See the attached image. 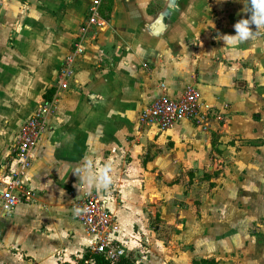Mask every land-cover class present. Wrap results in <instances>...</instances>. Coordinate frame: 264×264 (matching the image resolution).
<instances>
[{
	"label": "crops",
	"instance_id": "obj_1",
	"mask_svg": "<svg viewBox=\"0 0 264 264\" xmlns=\"http://www.w3.org/2000/svg\"><path fill=\"white\" fill-rule=\"evenodd\" d=\"M34 1L0 5V180L4 172L19 168L12 147L36 105L55 97L57 108L21 176L28 200L6 212L0 209V264H76L89 256L93 238L74 216L85 193L73 171L86 157L95 170L105 162L112 165L108 188L86 193L105 201L120 227L117 237L134 257L138 240L150 235L149 208L140 193L149 165H205L214 134L220 140L264 139V101L255 88L264 78L252 59L256 50L248 44L251 66L246 68L237 47H226L215 34L195 33L193 26H205L204 19L191 23L166 13L146 18L142 3H110L105 19L100 11L110 0H102L103 24L89 28L85 53L75 60L67 88L60 89L57 73L86 22L91 0L82 3V19L72 3H65L67 13L58 25L36 18L32 9L41 6L26 4ZM118 8L136 12L117 16ZM189 86L198 90L204 105L225 114L221 122L209 119L204 128L180 120L162 131L139 123L140 112L157 97H179ZM148 257L135 264H151Z\"/></svg>",
	"mask_w": 264,
	"mask_h": 264
},
{
	"label": "rangeland",
	"instance_id": "obj_2",
	"mask_svg": "<svg viewBox=\"0 0 264 264\" xmlns=\"http://www.w3.org/2000/svg\"><path fill=\"white\" fill-rule=\"evenodd\" d=\"M89 1L35 0L26 4L41 6L32 9V14L44 19L42 23L52 20L58 25L67 13L65 3H72L82 19L86 10L82 3ZM110 3H117L118 7L120 3H142L146 18H161L166 13L167 18L184 16L191 23L204 19L205 26H193L195 33L205 32L221 38L235 34L233 25L250 16L245 6L247 0H110L103 14L100 11L105 19ZM176 3L185 5L181 4L180 9L174 7ZM117 11V16L136 12L135 9L120 11V8ZM80 27H84V19ZM250 28L256 34L239 45L243 49L241 54L237 45V53L243 56L242 63L248 68L251 58L246 51L250 49L248 44L254 45L256 52L252 59L259 62L263 79L264 27L256 30L252 24ZM85 41L83 46L88 42ZM255 88L259 89V100L263 102L264 83ZM87 105L85 110L91 111V106ZM18 109L14 106L13 112ZM212 141V151L205 165H149L142 175L140 193L147 202L145 207L149 208L146 227L150 235L138 240L133 250L135 260L149 256L151 264H192L194 260L206 261L198 264H264V139L247 141L225 136L220 140L214 134ZM174 167L180 168L179 172ZM131 185L129 188L133 189Z\"/></svg>",
	"mask_w": 264,
	"mask_h": 264
},
{
	"label": "built area",
	"instance_id": "obj_3",
	"mask_svg": "<svg viewBox=\"0 0 264 264\" xmlns=\"http://www.w3.org/2000/svg\"><path fill=\"white\" fill-rule=\"evenodd\" d=\"M0 0V5L5 3ZM102 0H91L88 7V16L84 27L80 29L77 41L72 51L64 58L61 68L57 73L58 87L67 88L68 80L73 76L75 60L83 53L84 40L89 28L101 26L99 7ZM57 101L55 97L43 100L37 106L32 115L21 125L12 147L11 158L17 159L19 168L17 171L4 172L0 180V209L2 212L10 210L19 202L27 201L24 193L21 176L30 163L31 153L36 147L40 136L48 128V118L56 111ZM225 114L219 109L204 105L200 94L194 87H187L179 97L161 95L153 100L139 114V123L144 126H153L158 130H166L177 121L188 120L193 124L205 127L207 120H221ZM105 201L93 193H85L82 197L79 209L74 216L80 222L85 233L93 238L89 245V258L85 263L93 264L92 255H101L111 263L120 257L126 256L125 242L121 241L117 234L120 227L116 220L106 209Z\"/></svg>",
	"mask_w": 264,
	"mask_h": 264
},
{
	"label": "clouds",
	"instance_id": "obj_4",
	"mask_svg": "<svg viewBox=\"0 0 264 264\" xmlns=\"http://www.w3.org/2000/svg\"><path fill=\"white\" fill-rule=\"evenodd\" d=\"M245 6L247 7V12H250V16L238 20L233 25L235 34H226L222 37L226 47L233 48L251 39L256 34V31H253L250 25L254 24L256 30L264 27V0H247V5ZM111 171L112 165L110 162H105L103 168L95 170L93 161L86 157L73 173L82 184V187L79 188L80 193H86L93 189H107L112 181Z\"/></svg>",
	"mask_w": 264,
	"mask_h": 264
},
{
	"label": "trees",
	"instance_id": "obj_5",
	"mask_svg": "<svg viewBox=\"0 0 264 264\" xmlns=\"http://www.w3.org/2000/svg\"><path fill=\"white\" fill-rule=\"evenodd\" d=\"M89 258L87 254L84 255V257L78 261L76 264H88L85 263V261ZM92 259L94 260L93 264H135V259L131 255H126L123 257H120L117 261L111 263L107 259H105L101 255H92ZM206 263L205 260H200V261H192V264H198V263Z\"/></svg>",
	"mask_w": 264,
	"mask_h": 264
}]
</instances>
